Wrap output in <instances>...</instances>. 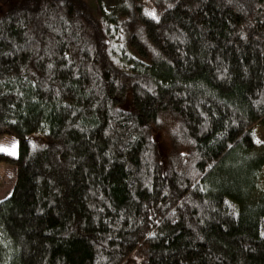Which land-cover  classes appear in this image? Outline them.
<instances>
[{
  "label": "trees",
  "instance_id": "16d2710c",
  "mask_svg": "<svg viewBox=\"0 0 264 264\" xmlns=\"http://www.w3.org/2000/svg\"><path fill=\"white\" fill-rule=\"evenodd\" d=\"M260 126L264 0H2L0 264H264Z\"/></svg>",
  "mask_w": 264,
  "mask_h": 264
},
{
  "label": "rangeland",
  "instance_id": "374dc122",
  "mask_svg": "<svg viewBox=\"0 0 264 264\" xmlns=\"http://www.w3.org/2000/svg\"><path fill=\"white\" fill-rule=\"evenodd\" d=\"M0 0V4H1ZM256 141L260 148H264V126H260L255 130ZM158 141L163 151H168V143L159 137ZM0 151L6 152L14 157L18 156V139L15 135H2L0 136ZM263 156V155H261ZM13 167L9 164H0V200L7 197L13 187ZM260 184L264 189V166L260 174Z\"/></svg>",
  "mask_w": 264,
  "mask_h": 264
}]
</instances>
